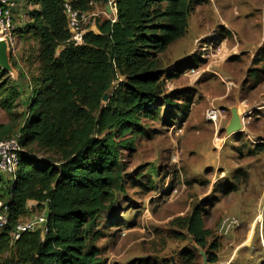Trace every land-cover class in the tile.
<instances>
[{
  "label": "trees",
  "instance_id": "16d2710c",
  "mask_svg": "<svg viewBox=\"0 0 264 264\" xmlns=\"http://www.w3.org/2000/svg\"><path fill=\"white\" fill-rule=\"evenodd\" d=\"M27 1L29 20L13 33L37 48L10 61L16 80L0 70V109L23 119L18 130L6 126L0 135L19 133L23 148L14 178L0 172V206L7 211L0 264H103L94 225L121 188L119 149L132 145L121 138L155 115L159 101L166 107L162 121L187 116L188 100L174 104L162 94L158 55L184 36L190 13L206 0H114L115 21L96 20L98 33H85L81 45L69 41L63 5L85 10L89 0ZM32 146L55 157H36ZM29 202L44 210L46 233L23 232L12 241ZM178 227L207 264H217L219 242H208L201 209L179 218Z\"/></svg>",
  "mask_w": 264,
  "mask_h": 264
},
{
  "label": "rangeland",
  "instance_id": "374dc122",
  "mask_svg": "<svg viewBox=\"0 0 264 264\" xmlns=\"http://www.w3.org/2000/svg\"><path fill=\"white\" fill-rule=\"evenodd\" d=\"M18 2L13 15H24L25 24L33 6ZM104 19L91 20L92 32L96 20ZM14 47L17 57L37 48L17 39ZM158 60L162 94L177 99L174 104L188 100L187 116L162 121L166 107L159 101L155 115L121 138L132 140L119 149L121 188L94 225L103 264H204L178 227L194 207L212 233L208 242H219L217 264H264V0H206L190 13L184 36ZM232 109L242 129L226 136ZM208 111L218 113L214 122L207 120ZM22 122L0 109V135ZM29 150L55 157L34 146ZM28 207L21 222L41 211L30 202ZM232 222L233 230L219 231ZM246 236L250 244L234 249Z\"/></svg>",
  "mask_w": 264,
  "mask_h": 264
},
{
  "label": "built area",
  "instance_id": "2783aa9c",
  "mask_svg": "<svg viewBox=\"0 0 264 264\" xmlns=\"http://www.w3.org/2000/svg\"><path fill=\"white\" fill-rule=\"evenodd\" d=\"M97 0H89L88 9L80 10L73 8L70 3H64V14L66 19V27L70 34L69 41L74 45H80L83 40V35L87 32H92L93 24H90L91 20L101 18L103 16L111 23L115 21V3L114 0H101L99 5L96 6ZM16 0H0V38H5L10 47L11 60L18 62L16 49L14 44L16 37L13 33V14L16 8ZM108 8V10H107ZM214 111H208L206 118L210 122H214L218 115ZM19 133H14L11 137L0 140V172L11 175L14 178L16 168L18 166L19 153L23 151V148L19 143ZM7 223V211L5 206H0V229ZM46 215L44 210L37 215L32 216L24 222L15 225L11 232L12 241L20 237L23 232H35L39 230L41 235L46 233ZM226 225V224H224ZM237 226V223L232 222L226 229L219 228L220 232L227 234L230 230H233ZM223 227V226H222Z\"/></svg>",
  "mask_w": 264,
  "mask_h": 264
},
{
  "label": "water",
  "instance_id": "95a60500",
  "mask_svg": "<svg viewBox=\"0 0 264 264\" xmlns=\"http://www.w3.org/2000/svg\"><path fill=\"white\" fill-rule=\"evenodd\" d=\"M0 70L7 73L12 80L17 79L18 72L10 62V47L5 38H0ZM106 99L107 96L104 95L102 97V100L106 101ZM241 129H242L241 117L239 116V114L236 112L235 109H232L230 120L225 127L226 136L237 133L241 131ZM194 247L196 246L194 245ZM197 251L202 256L203 263L205 264L206 258L204 252L199 248H197Z\"/></svg>",
  "mask_w": 264,
  "mask_h": 264
},
{
  "label": "crops",
  "instance_id": "0c3cea01",
  "mask_svg": "<svg viewBox=\"0 0 264 264\" xmlns=\"http://www.w3.org/2000/svg\"><path fill=\"white\" fill-rule=\"evenodd\" d=\"M16 3H17V5H16V8H15V10H14V13H17L18 12V10H19V8H18V6H19V2H18V0H16ZM24 15H19V14H15V17L13 18V26H14V28H17V27H22L23 25H24V17H23ZM250 233L248 232V235H249ZM251 235V234H250ZM252 240V237H250V236H246V239H244V240H241L239 243H237L236 245H235V248L234 249H236V248H238L239 246H242V245H249L250 244V241ZM228 263V260L227 261H225V263L224 264H227Z\"/></svg>",
  "mask_w": 264,
  "mask_h": 264
},
{
  "label": "clouds",
  "instance_id": "9594fccd",
  "mask_svg": "<svg viewBox=\"0 0 264 264\" xmlns=\"http://www.w3.org/2000/svg\"><path fill=\"white\" fill-rule=\"evenodd\" d=\"M87 33H88V32H87ZM93 33H98V30H97V32H93ZM82 43H83V40H82ZM82 43H81V44H82ZM81 44H80V45H81ZM19 58H20V55H19ZM10 61H12V60H11V56H10Z\"/></svg>",
  "mask_w": 264,
  "mask_h": 264
}]
</instances>
